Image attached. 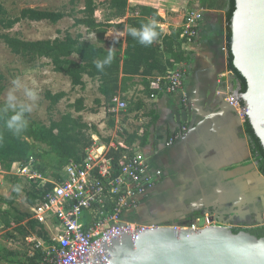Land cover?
Returning <instances> with one entry per match:
<instances>
[{"label": "crops", "instance_id": "1", "mask_svg": "<svg viewBox=\"0 0 264 264\" xmlns=\"http://www.w3.org/2000/svg\"><path fill=\"white\" fill-rule=\"evenodd\" d=\"M128 2L156 10L161 18L157 26L163 35L179 32L187 10H203L198 37L186 48L189 57L184 63L187 73L181 90L165 93L151 88L156 78L163 77L160 75L135 76L117 96L128 105L122 111L114 103L110 107L104 103L97 80L84 76V85L72 88L68 77L52 70L68 80L73 91L86 89V81L94 82L96 95L90 106L85 97H79L77 93L73 100L83 98L86 108L94 107V113L85 111L86 118L84 112L81 113L83 120L96 126V136L106 143L120 138L116 136L117 128L123 129L126 139L135 137L133 143L149 165L150 172L153 174L158 170L162 173L148 200L129 213L128 220L190 219L189 213L195 208L219 201L229 208L240 207L239 212L246 218L256 212L264 220V177L251 155L244 121L232 112L215 115L213 105L206 103L210 95L230 93L233 79L227 74L225 12L215 6L218 0ZM116 39L124 46V31L109 29L105 40ZM224 73L226 78L221 75ZM69 105L67 112H72ZM102 114V120H99ZM37 239L46 245L42 239Z\"/></svg>", "mask_w": 264, "mask_h": 264}, {"label": "trees", "instance_id": "2", "mask_svg": "<svg viewBox=\"0 0 264 264\" xmlns=\"http://www.w3.org/2000/svg\"><path fill=\"white\" fill-rule=\"evenodd\" d=\"M2 1L0 0V28L4 31L10 30L14 25L24 20L56 24L67 16L66 13L60 11L25 8L20 11L18 16L11 17ZM204 1L201 0V2ZM69 3L74 9L82 4L76 10L79 16L71 15L73 24L76 27H83L85 34L93 36V40L85 38L81 33L74 36L65 33L62 38L44 40H25L9 33H3L0 35V40L12 55L20 58L26 64L46 60L47 62L42 63L41 67L49 65L55 73L68 77L72 88L82 87L84 76L97 80L98 92L103 96L104 103L108 107L113 106L112 100L124 91L127 82L133 77L153 74L165 76L169 71L188 61L189 54H187L183 40L179 38V32L163 35L157 26L160 35L147 47L140 45L128 33L129 27L139 29L150 20H155L157 24L161 21L156 10L152 8L131 5L128 0H102L100 2L69 0ZM215 6L225 12L227 69L233 75L234 86L239 85L240 92H245L246 81L233 67L229 48V22L235 10V0H218ZM100 8L103 12L101 19H98L96 13ZM109 29L124 31V46L119 39L105 40V34ZM110 48L113 50L115 58L101 72L95 67L94 61L106 58ZM145 86L148 88V83H145ZM4 89L5 77L0 73V98ZM65 97V92L52 93L48 90L44 92V98L49 101L51 107L57 105ZM5 103L0 100V167L5 172L10 171L13 163L26 164L32 158L33 166L37 172L42 174L45 169H49V174L45 177L59 180L60 172L70 161L81 162L83 160L85 150L93 143L91 135H98L97 127L86 123L82 118L81 113L88 109L84 105L83 98H78L69 105L72 112H66L60 115L57 120H50L48 124L34 122L29 113H26L28 127L19 135H14L6 127V120L12 113L3 111ZM97 105H100V102ZM89 111L94 113L95 109L92 108ZM109 125L112 127L113 123L110 122ZM244 128L251 155L259 173L264 177V150L246 119ZM134 139L133 136L127 137L128 147ZM119 156L120 153L115 154L116 158ZM20 179L12 177L13 197L7 199L0 196V205L6 206L5 209L0 208V222L3 228L9 230L5 237L12 243L26 244L29 237L35 236L42 239L46 245L50 244L51 240L44 226L31 219L28 209L20 211L14 205V197L22 190V187L18 185ZM24 181L27 184L23 191L28 208L52 188L51 184L40 186L38 181ZM246 231L257 238L264 237V225ZM233 232L237 233L238 230ZM30 245L35 246V244ZM34 246H32L31 254L3 248L0 250V263L49 264L44 259L45 255L42 249Z\"/></svg>", "mask_w": 264, "mask_h": 264}, {"label": "built area", "instance_id": "3", "mask_svg": "<svg viewBox=\"0 0 264 264\" xmlns=\"http://www.w3.org/2000/svg\"><path fill=\"white\" fill-rule=\"evenodd\" d=\"M203 10H187L179 30V38L185 48L198 37ZM186 66L181 64L165 76L156 78L151 88L165 93L181 90L186 76ZM227 74L231 72L227 69ZM226 74V75H227ZM223 75L224 78L227 76ZM119 110H126L127 103L114 98ZM225 101L237 111L244 121L245 107L238 97L226 93ZM92 134V145L85 150L81 162L70 161L60 172L59 180L42 177L30 158L26 164L13 163L10 173L27 181H38L40 186L51 184L36 203L28 208L31 219L44 226L50 244L44 245L35 236L27 239L29 244L42 249L49 264H109L107 247L122 234L134 239L150 224L129 221L127 215L137 210L149 198L160 171L150 172L141 152L132 143H126V134L117 128L118 139L101 141ZM122 150V152H121ZM116 153H120L118 158ZM12 171V172H11ZM0 167V175L8 174ZM203 218V225L200 221ZM210 225L208 215L195 217L188 224H176L174 228L199 230Z\"/></svg>", "mask_w": 264, "mask_h": 264}, {"label": "water", "instance_id": "4", "mask_svg": "<svg viewBox=\"0 0 264 264\" xmlns=\"http://www.w3.org/2000/svg\"><path fill=\"white\" fill-rule=\"evenodd\" d=\"M230 53L235 70L245 79L246 90L230 83V93L245 107L244 120L250 124L264 150V0H235V10L229 22ZM227 56V53H226ZM231 77L233 75L231 73ZM226 93L218 92L206 99L214 114H237ZM238 115V114H237ZM191 130V129H190ZM256 166V163H255ZM222 203H206L189 213L195 217L208 215L210 225L196 231L176 230L171 225L151 224L132 239L126 234L112 240L107 247L109 264H264V237L257 238L246 230L234 233L224 226L223 219H233L240 207ZM257 226L264 225L258 216ZM189 222V223H190ZM203 225V218L200 226Z\"/></svg>", "mask_w": 264, "mask_h": 264}, {"label": "rangeland", "instance_id": "5", "mask_svg": "<svg viewBox=\"0 0 264 264\" xmlns=\"http://www.w3.org/2000/svg\"><path fill=\"white\" fill-rule=\"evenodd\" d=\"M95 1L99 2L101 0ZM2 4L11 17L18 16L20 11L25 8L60 11L66 13L67 16L56 24H51L46 21L30 22L24 20L14 25L8 31H4L0 28V35L3 33H9L12 36H17L25 40H44L54 39L56 37L62 38L65 33H70L72 36L77 33H81L85 36V38L93 40V36L85 34V29L83 27H76L73 24V17H71V15L79 16L76 13V10L80 8L82 4H79L76 9L70 5L69 0H3ZM101 14L102 9L100 8L96 13L97 18L100 19ZM46 62V60H43L41 62L26 64L20 58L12 55L4 43L0 40V73L5 77V89L0 100L2 102H6L9 91L13 89L12 81L19 78L22 87L15 91L18 101H26L23 87L32 89L38 94V99L34 103L26 101L28 103H32V111L29 112V115L31 120L34 122L48 124L50 120H57L60 115L70 111L68 105L73 102L77 96H84L87 100V106L91 105V101L96 95L94 82L92 83L91 81H86V89H75V91H73L71 90L68 80L54 74L50 66L41 68V64ZM47 90L52 93L63 90L67 92V97L62 99L54 107H51L49 101L44 98V92ZM76 93L78 94L77 96ZM92 108L94 109V107H88L87 112ZM87 112L83 113L85 118L87 117ZM102 117L103 114L100 116L99 120H102ZM49 171V169H45L43 173L41 172L42 177L47 176ZM12 174L14 173L9 172L8 174H3V177L0 175V196L3 198H10L14 191ZM20 182L18 185L22 187V190L18 192L16 197H14V205L20 211H25L28 209V206L25 202V194L23 190L27 184L23 179H20ZM0 208L5 209L6 206L0 205ZM8 231L9 230L3 228V225L0 222V250L3 248H11L19 250L20 252H27V254H31L33 249L28 241H26V244L12 243L5 237L6 232Z\"/></svg>", "mask_w": 264, "mask_h": 264}, {"label": "clouds", "instance_id": "6", "mask_svg": "<svg viewBox=\"0 0 264 264\" xmlns=\"http://www.w3.org/2000/svg\"><path fill=\"white\" fill-rule=\"evenodd\" d=\"M128 33L138 41L142 46H150L160 35L157 31V23L155 20H150L148 23L143 24L141 28L137 29L134 27H129ZM114 52L110 48L106 58L103 60L94 61L95 67L99 71H104L105 66L110 65L114 60ZM13 89L9 91L5 107L3 111L5 113L11 112L12 115L6 120V127L13 132L14 135H19L21 132L25 131L28 127V121L25 118L26 113L32 111V103L26 101L35 102L38 99V94L36 91L23 87L24 96L26 101H18L15 91L22 87L19 78L12 81Z\"/></svg>", "mask_w": 264, "mask_h": 264}, {"label": "flooded vegetation", "instance_id": "7", "mask_svg": "<svg viewBox=\"0 0 264 264\" xmlns=\"http://www.w3.org/2000/svg\"><path fill=\"white\" fill-rule=\"evenodd\" d=\"M258 216H257L256 212H252V214L249 215L248 218H246V217H244V213L239 212L237 215H235L233 217V219H229V217L226 216L223 219V221L225 223L222 224V225L231 228L233 231L234 230L240 231V230L255 229L256 227H260V226H257ZM209 219H210V217H209ZM138 222L145 223V224H150V225L153 224V223L154 224H161V225H171V224H174V223L188 224L190 222V219L181 220V218H180L179 220H176V221L170 219V220H162L160 222L159 221L151 222L150 220H140ZM212 222H214L215 225H221L217 220H212ZM209 223H211V222L209 221ZM246 223H249V224L247 225Z\"/></svg>", "mask_w": 264, "mask_h": 264}]
</instances>
